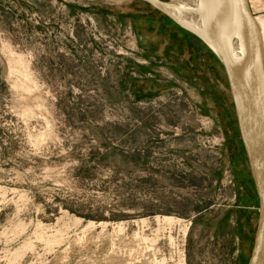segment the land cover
Here are the masks:
<instances>
[{"label": "rangeland", "instance_id": "1", "mask_svg": "<svg viewBox=\"0 0 264 264\" xmlns=\"http://www.w3.org/2000/svg\"><path fill=\"white\" fill-rule=\"evenodd\" d=\"M216 61L141 0H0V264H247Z\"/></svg>", "mask_w": 264, "mask_h": 264}, {"label": "water", "instance_id": "2", "mask_svg": "<svg viewBox=\"0 0 264 264\" xmlns=\"http://www.w3.org/2000/svg\"><path fill=\"white\" fill-rule=\"evenodd\" d=\"M141 1L195 35L222 68L257 199L247 264H264V52L249 0H212L209 26L203 34L183 24L158 0Z\"/></svg>", "mask_w": 264, "mask_h": 264}, {"label": "bare ground", "instance_id": "3", "mask_svg": "<svg viewBox=\"0 0 264 264\" xmlns=\"http://www.w3.org/2000/svg\"><path fill=\"white\" fill-rule=\"evenodd\" d=\"M172 0L164 4L165 9L175 15L183 24L199 33H205L210 22V3L212 0ZM259 27L264 52V19L255 17Z\"/></svg>", "mask_w": 264, "mask_h": 264}, {"label": "trees", "instance_id": "4", "mask_svg": "<svg viewBox=\"0 0 264 264\" xmlns=\"http://www.w3.org/2000/svg\"><path fill=\"white\" fill-rule=\"evenodd\" d=\"M217 62V61H216ZM218 63V62H217ZM220 66V65H219ZM221 67V66H220Z\"/></svg>", "mask_w": 264, "mask_h": 264}, {"label": "crops", "instance_id": "5", "mask_svg": "<svg viewBox=\"0 0 264 264\" xmlns=\"http://www.w3.org/2000/svg\"><path fill=\"white\" fill-rule=\"evenodd\" d=\"M249 6H250V4H249ZM251 7V6H250Z\"/></svg>", "mask_w": 264, "mask_h": 264}]
</instances>
